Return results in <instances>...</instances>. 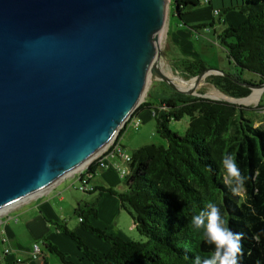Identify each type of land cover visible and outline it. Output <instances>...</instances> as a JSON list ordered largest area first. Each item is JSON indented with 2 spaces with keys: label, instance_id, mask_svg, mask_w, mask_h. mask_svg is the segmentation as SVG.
I'll return each instance as SVG.
<instances>
[{
  "label": "water",
  "instance_id": "obj_1",
  "mask_svg": "<svg viewBox=\"0 0 264 264\" xmlns=\"http://www.w3.org/2000/svg\"><path fill=\"white\" fill-rule=\"evenodd\" d=\"M171 4L181 18L177 0H0V216L87 166L158 80L237 106L181 90L166 72ZM213 75L233 79L210 69L190 81Z\"/></svg>",
  "mask_w": 264,
  "mask_h": 264
},
{
  "label": "trees",
  "instance_id": "obj_2",
  "mask_svg": "<svg viewBox=\"0 0 264 264\" xmlns=\"http://www.w3.org/2000/svg\"><path fill=\"white\" fill-rule=\"evenodd\" d=\"M177 2L180 19L203 4L202 0ZM233 10L243 14L245 21L225 28L218 38L234 65L255 75L257 81L213 75L208 83L228 97L244 99L253 94L244 85L264 84V0H242L240 6L224 13ZM173 65L187 80L206 70L201 60L179 59ZM173 93L175 97L159 104L144 102L134 114L151 110L156 132L168 147L147 145L132 153L130 174L124 179L126 192L96 187L90 193L106 192L118 198L147 242L126 241L95 227L91 217H98V208L94 203L80 206L76 214L84 231L112 244L108 254L92 250L67 226L53 224L55 229L74 240L91 264H193L196 255L204 257L214 250L203 243L200 233L188 227L191 217L210 201L221 209L232 231L243 234L240 264H264V127H257L243 112L238 116V107L230 103ZM185 117L190 126L183 137L172 131L170 124ZM225 154L235 156L247 178L242 196L232 195L220 175L219 162ZM100 169L94 162L82 177L92 179ZM44 246L60 264H76L51 241L44 240Z\"/></svg>",
  "mask_w": 264,
  "mask_h": 264
},
{
  "label": "crops",
  "instance_id": "obj_3",
  "mask_svg": "<svg viewBox=\"0 0 264 264\" xmlns=\"http://www.w3.org/2000/svg\"><path fill=\"white\" fill-rule=\"evenodd\" d=\"M204 1L205 8L191 12L187 14L188 16L185 15L187 16L185 18L186 24L188 22H205L212 17L214 18L215 11L221 12L227 8L240 6L242 3V0H208V3L206 2L207 0ZM173 11L175 9L173 4H171L164 32L165 51H172L171 59L173 63L174 59L179 60L184 56L199 58L200 55L192 41L199 40L200 37L192 29H186L182 24H178V21L173 18ZM245 19L243 14L233 10L222 19L221 23L226 28L238 27ZM205 32L209 34L213 31L206 29ZM214 33L216 34L217 31H214ZM173 91L172 89L171 94L166 98L175 97ZM145 102L155 104L153 103L152 95ZM137 119L141 120L138 129H140L142 124L155 121L154 114L149 109H144L137 113L132 121L127 123L122 132H120V137L118 136L119 143L125 150L126 147L122 140L127 129L130 126L134 127ZM106 162L107 166L104 169H100L96 176L90 180L91 188H110L115 189L118 193H124L122 188L124 180L121 178L116 166L119 165L124 168L126 165L119 157L112 155L106 157ZM79 178V175L67 177L46 194L25 202L0 216V264H44L45 262L47 264H60L59 259L44 246V240L46 239L58 246L64 253L69 254L71 260L76 264H91L84 258L75 241L56 230L53 224L67 226L79 235L92 250L101 255H106L110 252L112 249L111 243L84 231L81 222L76 221L74 218V216H77L76 210L88 202L85 199L69 198L68 195L64 194L62 188L67 181L72 179L79 182ZM97 208L98 217H91L95 227L126 241L134 240V229L136 228L131 224L129 218L125 216L127 212L121 208L118 198L110 193H100ZM36 245L40 247L42 252L38 259L33 258V248ZM7 251L8 253H6Z\"/></svg>",
  "mask_w": 264,
  "mask_h": 264
},
{
  "label": "rangeland",
  "instance_id": "obj_4",
  "mask_svg": "<svg viewBox=\"0 0 264 264\" xmlns=\"http://www.w3.org/2000/svg\"><path fill=\"white\" fill-rule=\"evenodd\" d=\"M202 1H203L202 6L200 8L195 9L192 12H195L197 10H200L206 7L205 1L204 0ZM187 16H185L183 19H180L177 16H175V11H173L174 20L178 21V24H182V26L186 29H192V27L203 26V25H206L207 27L200 28L198 31H195L192 29L193 31L196 32V35L200 37L199 40L192 41L200 57L190 58V57L184 56L181 59L187 58L191 60H201L206 65V70H210V69L218 70L234 79H241L246 82H256L257 81V77L255 75L249 72H242L234 65L233 61H231L228 57L226 48L222 45L221 41L218 38V34H220L226 28V26L221 24L222 19L227 16V14L224 13V10L221 11V16H216L214 14L215 20L212 17L210 20H207L205 22H196V23L188 22L186 24L185 18ZM214 28L216 29L214 30ZM206 29H210L213 32L207 34L205 32ZM214 31H217V33L215 34ZM163 45L165 47V44ZM171 53L172 51L166 52L168 58L171 61H173L171 59ZM174 61H177V60L174 59ZM172 69L171 68L166 69V72H169L175 75V76H171L172 78L177 77L178 80L184 82L187 86H191L194 83V80L192 81L187 80L182 76L180 72L176 71L175 68H172ZM209 77L202 80L197 90L199 94L207 95L208 97H210V94L212 93L220 92L214 86L208 83ZM185 81H189V82H185ZM256 90L257 89H255L253 93H255ZM171 92H172V88L168 84L158 80L157 87L154 90V92L151 94L153 97V103L159 104L161 99L168 97L171 94ZM240 100H243V99H240ZM237 107L239 109L237 113L238 116L241 115L240 112H243L245 117L251 120L257 127L258 126L264 127V92L260 100L257 103L252 104L250 106L237 104ZM189 126H190V119L188 117H185L181 121H172L170 124V129L178 133L180 136L184 137L187 134ZM122 141L124 142L126 151L129 154H132L135 150L140 149L141 147H144L147 145H156L158 147H165V148L168 147V142L164 138H162L160 135L157 134L155 121L151 123H147V124L146 123L142 124L140 129H136L133 126H130L127 129ZM85 167L73 173L69 177L78 176L83 171V169H85ZM80 186H81L80 182L71 179L63 185L62 189L64 190V194L68 195L69 198L71 199L73 198L85 199V201H87L88 203H94L98 206L99 199H100V193L98 192H96L95 194L83 193L79 190ZM122 188L124 189L123 192H126L127 188L124 183H123ZM125 216H127V218H129V220L131 221V224L134 225V220L128 212L125 213ZM74 218L76 219V221H80V218L78 216H74ZM134 230H135V233H134L135 238L133 241L141 242V243L147 242L148 239L145 236L141 235L136 229Z\"/></svg>",
  "mask_w": 264,
  "mask_h": 264
},
{
  "label": "clouds",
  "instance_id": "obj_5",
  "mask_svg": "<svg viewBox=\"0 0 264 264\" xmlns=\"http://www.w3.org/2000/svg\"><path fill=\"white\" fill-rule=\"evenodd\" d=\"M219 168L223 182L232 195L242 196L247 178L241 174L235 156L225 154ZM188 227L201 234L203 243L214 246L209 255H196L193 264H240L243 234L232 231L215 203L207 202L203 210L191 217ZM254 239H258V236H254Z\"/></svg>",
  "mask_w": 264,
  "mask_h": 264
},
{
  "label": "built area",
  "instance_id": "obj_6",
  "mask_svg": "<svg viewBox=\"0 0 264 264\" xmlns=\"http://www.w3.org/2000/svg\"><path fill=\"white\" fill-rule=\"evenodd\" d=\"M206 2L208 3L209 1L207 0ZM215 15L220 16L221 12L217 10V11H215ZM133 118H134V116L129 120V122H131ZM140 124H141V120L137 119L136 122L134 123V127L136 129H138ZM108 155L119 157L122 160V162L126 165V167H124V168L119 166V165L116 166L121 178L124 180L127 176H129V174H130V163L132 162V156L126 152L124 147L119 143V139L117 137L102 153H100L97 157H95L85 167V169H83V171L79 174V176H80L79 182L81 183L79 190L81 192H83V193L93 192L94 188H91V186H90V180L91 179L83 178L82 175L90 167V165L93 164L94 162H98L100 164V168L104 169L107 166L106 157ZM80 222H82V219H80ZM6 253H8V251ZM41 254H42V252H41L40 247L38 245L34 246L33 258L38 259L41 256ZM0 261H1V258H0Z\"/></svg>",
  "mask_w": 264,
  "mask_h": 264
},
{
  "label": "bare ground",
  "instance_id": "obj_7",
  "mask_svg": "<svg viewBox=\"0 0 264 264\" xmlns=\"http://www.w3.org/2000/svg\"><path fill=\"white\" fill-rule=\"evenodd\" d=\"M173 80L176 82L177 86L179 89L184 90V91H191L193 89H198L199 86L197 85V81L194 80V83L191 86H187L184 82L178 80L177 77H173ZM264 89H257L255 93H253L250 97L248 98H244L243 100H233V102L239 104V105H247L250 106L252 104L257 103L261 96L263 95ZM210 97H212L213 99L216 100H231V98H229L228 96L220 93V92H216V93H212L210 94Z\"/></svg>",
  "mask_w": 264,
  "mask_h": 264
}]
</instances>
